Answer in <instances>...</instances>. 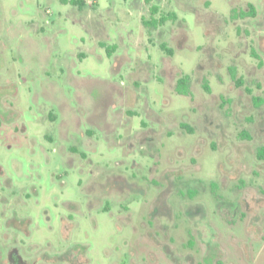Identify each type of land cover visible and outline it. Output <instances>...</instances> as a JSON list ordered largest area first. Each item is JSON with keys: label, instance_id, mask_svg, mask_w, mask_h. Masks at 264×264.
Wrapping results in <instances>:
<instances>
[{"label": "rangeland", "instance_id": "obj_1", "mask_svg": "<svg viewBox=\"0 0 264 264\" xmlns=\"http://www.w3.org/2000/svg\"><path fill=\"white\" fill-rule=\"evenodd\" d=\"M85 1L0 0V264H264V0Z\"/></svg>", "mask_w": 264, "mask_h": 264}, {"label": "trees", "instance_id": "obj_2", "mask_svg": "<svg viewBox=\"0 0 264 264\" xmlns=\"http://www.w3.org/2000/svg\"><path fill=\"white\" fill-rule=\"evenodd\" d=\"M62 3L64 4H70L74 7H77L78 9L82 10L85 7H87V2L85 0H61ZM145 2L147 4H149L151 2V0H145ZM149 11L151 14V17L146 20L144 18L141 19V23L144 27L146 28H151V29H158L160 26L165 25V23H167L168 21H172L176 18L175 13H159L160 10L157 6H150L149 7ZM159 14L158 17H156V15ZM239 16L241 18L244 17H254L255 16V10L254 7L252 5L249 6V11L247 12H240ZM116 46H111V47H105L107 54L110 56L111 53H113L114 49ZM161 48L165 49L164 45H161ZM168 52H170L168 50ZM253 56L255 58H258L256 56L255 53H252ZM187 82H188V77L184 76L181 77L177 80V84H176V90L177 93L180 95H187L188 91H187ZM263 102L262 99H256L255 100V105L258 107L259 105H261ZM256 157L258 160H264V147H261L256 154Z\"/></svg>", "mask_w": 264, "mask_h": 264}, {"label": "crops", "instance_id": "obj_3", "mask_svg": "<svg viewBox=\"0 0 264 264\" xmlns=\"http://www.w3.org/2000/svg\"><path fill=\"white\" fill-rule=\"evenodd\" d=\"M253 6V5H252ZM253 7H255V6H253ZM256 8H254V10H255ZM173 13V12H172Z\"/></svg>", "mask_w": 264, "mask_h": 264}]
</instances>
